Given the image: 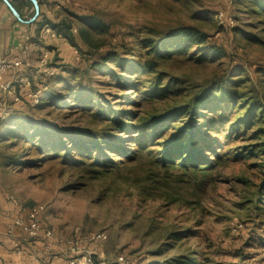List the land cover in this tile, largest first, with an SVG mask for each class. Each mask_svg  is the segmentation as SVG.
<instances>
[{
  "label": "rangeland",
  "instance_id": "1",
  "mask_svg": "<svg viewBox=\"0 0 264 264\" xmlns=\"http://www.w3.org/2000/svg\"><path fill=\"white\" fill-rule=\"evenodd\" d=\"M60 1L62 8L52 14L59 11L60 18L72 21L76 31L82 23L76 15L102 22L106 29L89 30L91 43L79 38L81 49L65 38L48 35L43 51H49L46 63L54 71L52 79L42 73L35 79L29 77L32 87L46 91L44 100L39 104L24 100V105L0 109V118L17 122L34 117L93 132L103 127L111 107L144 113L153 104L162 109L209 87L229 90L236 84L248 100L264 105V23L257 24L244 0L230 5L226 0ZM220 9L232 15L233 28L219 26L216 13ZM181 24L198 26L230 55L196 63L189 59L190 50L165 59L152 72L138 74L139 79L123 72V84L115 73L122 69L118 58L102 67L91 65L90 60H98L99 53L107 51L120 54L125 61L147 59L141 41ZM32 70L36 73L39 68ZM158 76L161 87L171 84L181 88V94L168 90L164 92L167 97L148 99ZM51 93L60 95L61 100L69 96L73 103L49 105ZM239 99L209 105L207 117H215L219 124L212 132L219 141L212 157H218L219 162L203 177L202 185H185L183 198L177 202L142 194L134 182L142 174L136 164L124 162L112 173L93 179L76 161H65L63 156L38 162V156L28 152L30 144L5 136L0 137L1 187L23 207L18 214L39 209L42 226L60 237L105 232L107 238L98 243L95 258L106 264H172L186 253L225 263L264 264V155L257 152L256 145L264 141V125L258 122L260 104L253 118L245 124L239 122L246 119V103ZM97 109L103 114L95 117L91 113ZM13 154L32 163L6 166L4 162ZM235 221L243 224L240 230H233ZM185 231L189 233L174 238V233Z\"/></svg>",
  "mask_w": 264,
  "mask_h": 264
},
{
  "label": "trees",
  "instance_id": "2",
  "mask_svg": "<svg viewBox=\"0 0 264 264\" xmlns=\"http://www.w3.org/2000/svg\"><path fill=\"white\" fill-rule=\"evenodd\" d=\"M31 4L33 5L32 2ZM39 4L40 13L34 20L38 23V29L43 30L45 26H49L55 32L56 37L65 38L78 49H81L78 43L79 38L86 44L92 42L87 34L89 30L106 29V25L102 22L91 21L88 17L76 15L82 21L76 31L72 21L60 18L59 11L49 17L43 8V1L39 0ZM244 5L251 17L257 20V24L262 25L264 23V0H244ZM62 6L60 0H53L54 10ZM66 11L72 14L69 9ZM210 38L207 32L196 25L181 24L168 28L156 37L145 38L141 41L142 48L146 49L147 59L125 61L120 54L107 51L99 53L98 60H89L93 67L105 66L106 62L111 59L121 60L120 68L122 69L115 73L119 76L118 82L123 84L125 81L123 72L126 71L135 75V79H139L138 74L152 72L165 59L176 54H188L190 50L193 52L189 53V59L196 63L215 62L230 55L225 47L210 41ZM253 40L256 41V39ZM49 78L52 79V76L50 75ZM160 84L161 79L158 76L155 86L148 91V99L163 97L164 92L168 90L177 95L181 94V88H173L171 84L161 87ZM237 96L240 97L238 101L246 103L244 106L246 119L239 120L240 123L245 124L246 120L253 118L260 103L248 100L236 84L229 90L223 87L218 89L209 87L206 91L198 92L184 101L166 104V107L162 109L153 104L151 109L144 113L133 109L111 107L103 118V127L93 132L70 129L55 123L48 124L45 119L34 117H28L26 120L19 119L17 122H9L5 118H0V137L14 139V142H21L27 146L30 144L28 152L38 156V162L45 157L56 156H63L65 161H76L85 172H90L88 177L93 179L112 173L124 162L136 164L141 168L142 174L134 179V182L140 186L142 194L147 197L177 202L183 198L182 189L185 185H202L203 177L219 162L218 157H212L213 153L217 154L214 146L219 144L218 139L212 136V132L219 124L215 117H207L209 105L214 101L234 102ZM60 97V95L51 93L47 104L51 105L61 101L63 104L72 102L69 96L63 97V100L59 99ZM131 103L136 104L138 101H131ZM259 111L258 122L264 125V105H259ZM63 112L66 114L69 111ZM91 114L97 117L103 113L97 109ZM256 145L258 146L257 152L264 155V141ZM18 162H21L23 166L32 163L30 159L22 155L13 154L4 164L15 166ZM188 202L192 204L191 201ZM188 233L189 231L177 232L173 236L178 239ZM236 256L240 257L239 254ZM172 264L247 263L243 260L225 263L207 255L186 253L174 259Z\"/></svg>",
  "mask_w": 264,
  "mask_h": 264
},
{
  "label": "crops",
  "instance_id": "3",
  "mask_svg": "<svg viewBox=\"0 0 264 264\" xmlns=\"http://www.w3.org/2000/svg\"><path fill=\"white\" fill-rule=\"evenodd\" d=\"M19 12L22 19L14 15L4 0H0V60L4 57H21L29 66L21 68L23 75L37 78L41 74L38 70L31 73L33 67H40V59L46 45L47 35L42 29H38L36 21H30L34 15V5L29 0H10ZM43 1L46 15L51 17L53 0ZM17 76L8 73L6 80H13ZM1 94V93H0ZM7 105L0 109H12L15 105L11 96L6 95ZM3 112H0V116ZM20 213V209L8 196L5 195L0 183V264H66L67 250L63 243H56L52 250H47L45 241L41 239L31 240L25 235L13 237L7 233L6 225L8 217Z\"/></svg>",
  "mask_w": 264,
  "mask_h": 264
},
{
  "label": "built area",
  "instance_id": "4",
  "mask_svg": "<svg viewBox=\"0 0 264 264\" xmlns=\"http://www.w3.org/2000/svg\"><path fill=\"white\" fill-rule=\"evenodd\" d=\"M234 1L226 0V3L230 5ZM216 17L221 28L228 29L235 25L232 15L226 9H220L216 13ZM43 33L47 36H55V32L49 26L44 27ZM48 56L49 51H43L40 59L39 70L45 76L54 74L52 67L47 66L46 61ZM24 66H29V64L21 57H4L0 60V107L7 105L6 95L11 96L13 103H21L24 100H28L32 104H39L44 100L46 91L41 87H32L29 77L20 73L21 68ZM8 73L17 74V76L13 80H6L5 76ZM9 199L22 210L23 207L15 198L10 197ZM27 212L26 215L18 214L13 217H8L6 225L8 234L13 237H18L23 234L31 240L41 239L45 241L47 250H52L56 243H63L67 250L66 264H106L95 258L98 243L107 238L105 232H99L96 235L88 237L80 235L69 238L60 237L54 230L42 226L39 209H33ZM242 227L243 224L239 221L233 223L234 231L240 230ZM120 259H123V257H120Z\"/></svg>",
  "mask_w": 264,
  "mask_h": 264
},
{
  "label": "water",
  "instance_id": "5",
  "mask_svg": "<svg viewBox=\"0 0 264 264\" xmlns=\"http://www.w3.org/2000/svg\"><path fill=\"white\" fill-rule=\"evenodd\" d=\"M6 2V4L10 7V9L12 10V12L14 13V15L16 17H18L19 19H22V17L20 16L19 12L17 11V9L14 7V5L11 3L10 0H4ZM33 5H34V15L32 17V19L30 21H34L37 16L40 13V4H39V0H30Z\"/></svg>",
  "mask_w": 264,
  "mask_h": 264
}]
</instances>
